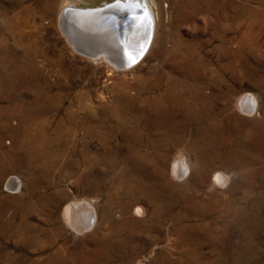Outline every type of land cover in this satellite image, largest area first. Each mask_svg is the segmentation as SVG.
Returning <instances> with one entry per match:
<instances>
[{"label":"rangeland","instance_id":"rangeland-1","mask_svg":"<svg viewBox=\"0 0 264 264\" xmlns=\"http://www.w3.org/2000/svg\"><path fill=\"white\" fill-rule=\"evenodd\" d=\"M65 1L0 0V264H264V0H153L123 69L67 42Z\"/></svg>","mask_w":264,"mask_h":264},{"label":"bare ground","instance_id":"bare-ground-1","mask_svg":"<svg viewBox=\"0 0 264 264\" xmlns=\"http://www.w3.org/2000/svg\"><path fill=\"white\" fill-rule=\"evenodd\" d=\"M114 1V0H113ZM113 1H110V2H103L102 4H98V5H95L96 7L94 6H79V5H75L74 3H72L70 0H66L65 1V4L62 8V10L60 11V23H61V30L63 31L65 37H66V40L69 44H71V46L78 52H80L81 54L87 56L88 58L92 59V60H95V61H104L106 62L108 65H111L113 66L114 68L116 69H123L125 67H129L137 62H133L131 65H125L124 63H122L121 60H124L123 58H116L115 56H111L109 54H106V52L103 50V47H104V43H103V40H99L98 42H93L92 41V38L89 36V34H86L87 30L89 29L92 30L91 28L93 27V24L95 23H98L97 25H99V22H100V19L102 18L103 19V16L102 15H98V16H92V15H86V18L83 20V16H76L73 14L74 12V9H86V8H90V9H97L99 7H102L104 5H107ZM147 2V5L150 7V9L152 10V13H153V17H154V20H155V13L153 11V6H154V1L153 0H145ZM62 7V6H61ZM192 13V12H191ZM86 22V24H85ZM155 24V23H154ZM155 29V27H154ZM90 33V32H89ZM154 34V33H153ZM153 37L154 35L152 36V39L150 41V44L147 48V50L145 51L144 55L150 50L152 44H153ZM120 38L119 34H118V39ZM113 41V40H112ZM111 42V41H110ZM4 42H2L1 44H3ZM113 43V42H112ZM7 46V45H6ZM6 47H3L0 49V78L2 79V84L0 85V97H5V90H4V87H3V84L5 83V81L8 80V76L7 74H5V63L3 61L4 58L7 57V54H6V50H5ZM30 50V49H29ZM26 51V50H25ZM24 51V52H25ZM9 53V52H8ZM16 54V53H15ZM33 55V54H32ZM10 57V56H9ZM20 57V56H19ZM31 57V56H30ZM33 58V57H32ZM7 59V58H6ZM5 59V60H6ZM10 59V58H9ZM8 59V60H9ZM11 61V60H10ZM9 61V62H10ZM13 61V59H12ZM12 61L10 63H12ZM16 61V60H15ZM26 61V60H25ZM30 62V61H29ZM9 63V64H10ZM17 63V62H16ZM24 63V62H23ZM32 63V62H31ZM26 64V63H25ZM29 64V63H28ZM17 66V64L15 65ZM14 67V66H12ZM27 68V67H26ZM11 70V69H10ZM15 70V69H14ZM26 70V69H25ZM31 70V68H30ZM9 71V70H8ZM10 72V71H9ZM8 72V73H9ZM13 72V70H12ZM20 73V72H19ZM14 74V73H13ZM18 74V72H17ZM23 75V74H22ZM26 76V75H25ZM22 77V76H20ZM151 86V85H150ZM137 88L136 86L134 87V89ZM168 89V88H167ZM173 89V88H172ZM171 92V91H169ZM171 95V94H170ZM180 95V94H179ZM131 98V97H130ZM135 98V97H134ZM142 98V97H141ZM252 98V95H244L243 98H241L240 100V103L241 104V108H245L244 111H247V112H250L251 111V107H252V102L254 101ZM133 99V98H132ZM145 99V98H144ZM176 99V98H175ZM246 99H251L250 103L248 101H246ZM137 100V99H136ZM147 100V99H146ZM13 101V100H12ZM16 101V100H15ZM142 101V99H141ZM186 101V100H185ZM24 102V101H23ZM129 102V101H128ZM177 102V101H176ZM175 102V103H176ZM126 103V102H125ZM137 103V102H136ZM144 103V102H142ZM180 103V102H179ZM254 103V102H253ZM256 103V102H255ZM26 104V103H24ZM135 104V103H134ZM146 104V102H145ZM148 104V103H147ZM183 104V103H182ZM238 104V103H237ZM149 105V104H148ZM147 106V105H145ZM238 106V105H237ZM138 107V106H137ZM180 107V106H179ZM22 108H23V104L22 103H19L18 102H12V103H9L7 105H0V113H4V114H8L9 112L7 111H11V110H19V111H22ZM27 108V107H26ZM143 108V107H142ZM181 108H183L181 106ZM254 108V107H253ZM124 109V108H123ZM24 111V109H23ZM146 111V110H145ZM19 113V112H18ZM26 113V112H25ZM17 114V113H16ZM24 114V113H23ZM22 114V115H23ZM30 114V113H29ZM119 114V113H118ZM6 116V115H5ZM32 116V115H31ZM119 116V115H118ZM24 117V116H23ZM27 117V116H26ZM34 117V116H33ZM38 117L37 116V122L38 121ZM145 117V116H144ZM148 117V116H147ZM5 118V117H4ZM35 118V117H34ZM139 118V117H138ZM121 119V117H120ZM118 119V121L120 120ZM131 119V118H130ZM144 119V118H143ZM40 120V119H39ZM34 121V120H33ZM123 121V120H122ZM37 122L35 124H37ZM148 122V121H147ZM34 123V122H33ZM121 124V123H120ZM39 125V124H37ZM129 126V125H127ZM27 127V126H25ZM30 127V126H29ZM10 129H12V127H9ZM14 128V127H13ZM33 128V127H32ZM37 128V127H36ZM127 128V127H126ZM17 129V128H16ZM7 130L9 131V129L7 128ZM18 130V129H17ZM16 130V131H17ZM42 130V129H41ZM37 131V130H36ZM19 132V131H18ZM17 132V133H18ZM26 132V131H25ZM32 132V131H30ZM28 133V132H26ZM19 134V133H18ZM30 134V133H29ZM28 134V135H29ZM39 134V133H38ZM164 134V133H163ZM25 135V134H24ZM36 137V136H35ZM43 137V135H42ZM41 137V138H42ZM165 137V135H164ZM19 138V137H18ZM26 138V137H25ZM32 138V137H31ZM39 138V136H38ZM37 138V139H38ZM40 138V139H41ZM125 138V137H124ZM22 139V138H21ZM103 139V138H102ZM164 139V138H163ZM18 140V139H17ZM20 140V139H19ZM18 140V141H19ZM25 140V139H24ZM33 141V140H32ZM102 141V140H101ZM140 141V140H139ZM27 142V141H26ZM42 142V141H41ZM44 142V141H43ZM47 142V140H46ZM159 142V141H158ZM19 143V142H18ZM23 143V142H22ZM36 143V142H35ZM48 143V142H47ZM24 144V143H23ZM31 144V143H30ZM46 144V143H45ZM17 145V144H16ZM22 145V144H21ZM32 145V144H31ZM30 145V146H31ZM41 145V143H40ZM19 146V145H18ZM42 146V145H41ZM27 146H25L26 148ZM15 148V147H14ZM30 148V147H28ZM40 148V147H39ZM27 149V148H26ZM25 149V150H26ZM32 149V147H31ZM21 150V149H20ZM23 150V149H22ZM24 150V151H25ZM23 151V152H24ZM30 151V150H29ZM37 151V149H36ZM18 152V151H17ZM6 153V152H5ZM28 153V152H27ZM26 153V154H27ZM37 153V152H35ZM41 153V152H40ZM128 153V152H127ZM22 154V153H21ZM33 154V153H32ZM15 155V153L13 154V156ZM24 155V154H23ZM12 156V155H11ZM5 157V156H4ZM44 157V156H43ZM42 157V158H43ZM126 157V156H125ZM30 158V157H29ZM33 158V157H32ZM38 159V156L36 157ZM128 158V156H127ZM140 158V157H139ZM143 159V158H142ZM178 159V158H176ZM13 161V159H12ZM28 161V160H27ZM38 161V160H36ZM35 161V162H36ZM11 162V161H10ZM123 163V162H122ZM182 163V162H181ZM125 164V163H123ZM127 164V163H126ZM130 164V163H129ZM132 164V163H131ZM130 164V165H131ZM137 165V164H136ZM124 166V165H123ZM141 166V165H140ZM175 167V165H174ZM173 167V168H174ZM140 168V167H138ZM129 169V168H128ZM178 169H181L182 170V167L180 166V168ZM140 171V170H139ZM177 171V170H176ZM133 173V171H132ZM12 180V179H11ZM10 180V182H11ZM136 180V178H134V181ZM218 180H223V175L221 174H218L216 175V181ZM226 180V179H225ZM17 186V185H16ZM139 188L141 189V192L143 193V191H145V187L142 185V186H139ZM131 194L132 196L134 195L135 193V189H136V186L134 185L133 188L131 187ZM143 190V191H142ZM127 192V191H126ZM159 194V193H158ZM151 194L150 193H147V198H150L151 199ZM84 201V200H83ZM78 202L76 203H73V204H69L65 209H64V217L67 218V222L70 224H67L71 227H74L75 229H84L85 226H88L90 224V220L92 218V212L91 210H89L87 207H85L84 205L82 204H77ZM88 204V202H87ZM120 204V203H119ZM122 205V204H121ZM157 205V204H156ZM126 207V206H125ZM156 207V206H155ZM133 211V214L134 215H137V216H142L144 213H145V208L140 206V205H136V207L132 210ZM153 214V213H152ZM156 214V213H155ZM23 216V215H22ZM22 218V217H21ZM64 218V219H65ZM150 218V217H149ZM132 219V218H131ZM24 220V219H23ZM135 221V220H134ZM146 221V220H145ZM24 222V221H23ZM137 223V221H136ZM20 225V224H19ZM1 226V225H0ZM8 226V225H7ZM10 226V225H9ZM25 226V225H24ZM23 226V227H24ZM28 226V225H27ZM142 226V225H141ZM6 227V226H5ZM12 227V226H11ZM10 227V228H11ZM21 227V226H20ZM29 227V226H28ZM70 227V228H71ZM8 228V227H7ZM22 228V227H21ZM14 229V228H13ZM23 229V228H22ZM28 229V228H27ZM30 229V228H29ZM6 231V230H5ZM4 231V232H5ZM29 232V230H27ZM74 231V230H73ZM78 231V230H77ZM13 232V231H12ZM79 232V231H78ZM24 233V232H23ZM27 233V232H26ZM25 234V233H24ZM13 235V234H12ZM27 235V234H26ZM46 235V234H45ZM25 236V235H23ZM29 236V235H28ZM20 237V236H19ZM33 237V236H32ZM42 238V237H41ZM101 238V237H100ZM105 238V237H104ZM32 239V238H31ZM104 241V240H103ZM43 242V241H42ZM101 242V241H100ZM99 242V243H100ZM88 251V250H87ZM90 251V250H89ZM85 253V252H84ZM82 254V253H81ZM90 258V257H89ZM89 263V262H88Z\"/></svg>","mask_w":264,"mask_h":264},{"label":"water","instance_id":"water-1","mask_svg":"<svg viewBox=\"0 0 264 264\" xmlns=\"http://www.w3.org/2000/svg\"><path fill=\"white\" fill-rule=\"evenodd\" d=\"M144 9L147 10L149 20L142 22L140 18ZM73 14L75 17L83 16V20L86 15L95 17L102 15L103 19H100L99 25H97L98 23L93 24L92 30L89 31L88 29L86 34H89L93 42L103 40V50L106 54L123 58L124 60L121 61L126 66L139 61L143 57L154 32L153 13L145 0H141L140 4L134 6H125L124 3L117 5L116 0H114L95 10L76 8Z\"/></svg>","mask_w":264,"mask_h":264},{"label":"snow or ice","instance_id":"snow-or-ice-1","mask_svg":"<svg viewBox=\"0 0 264 264\" xmlns=\"http://www.w3.org/2000/svg\"><path fill=\"white\" fill-rule=\"evenodd\" d=\"M117 5L124 3L125 6H134L141 3V0H116ZM102 11V10H101ZM141 21L149 20L147 10L144 9L143 15L141 16ZM221 182V181H218Z\"/></svg>","mask_w":264,"mask_h":264}]
</instances>
